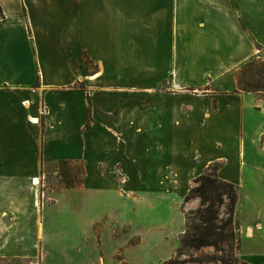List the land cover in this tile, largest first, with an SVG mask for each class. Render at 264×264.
Instances as JSON below:
<instances>
[{"label":"crops","instance_id":"obj_1","mask_svg":"<svg viewBox=\"0 0 264 264\" xmlns=\"http://www.w3.org/2000/svg\"><path fill=\"white\" fill-rule=\"evenodd\" d=\"M253 59L264 60V0H0V222L27 237L17 252L39 235L44 247L57 209L61 241L76 237L88 264L155 261L168 238L151 233L149 208L181 184L185 199L218 165L239 188V257L264 264V98L234 93ZM58 161L83 162L84 184L48 192L39 213L31 183Z\"/></svg>","mask_w":264,"mask_h":264},{"label":"rangeland","instance_id":"obj_2","mask_svg":"<svg viewBox=\"0 0 264 264\" xmlns=\"http://www.w3.org/2000/svg\"><path fill=\"white\" fill-rule=\"evenodd\" d=\"M262 60V59H260ZM210 84H206L205 88L202 89H190L193 95H208L207 89L210 88ZM195 89V90H194ZM218 94V93H217ZM85 97V93L83 94ZM137 95L130 94L132 100L135 99ZM109 98L112 99V96L109 95ZM44 111V110H43ZM42 111V112H43ZM41 112V113H42ZM41 117H37L40 119L39 125L44 124L45 115H40ZM147 127L146 131L150 133H154L156 131V127L153 124L155 121V111L149 110L147 111ZM217 138V137H216ZM215 137L213 138V140ZM90 141V140H89ZM88 139L84 140L83 148H82V138L78 143V147L75 148V153L80 155V157H86L90 160V166L93 167L97 157L92 155V153L85 149L89 146ZM38 149L41 150L40 141L37 143ZM116 173L119 176L120 181L123 183V176L120 175V167L116 165L115 169ZM38 179V183L34 185L31 183L36 192V199L39 205V213L43 210V207H46L48 204L54 203V199L49 197L48 192H58L64 188L63 177L60 174V169H57L55 164L47 163L42 166V170L38 175H35ZM35 179V178H34ZM183 184L178 186V193L174 196H161L162 202L160 205L157 204L156 207L149 208V215L152 217V225L155 223V219L157 224L154 225L152 234L157 236L167 237L168 240L165 241L163 239L161 242H167L165 245L168 248H162V251L158 256L155 257V261L146 262L143 261L140 257H147L148 255L144 252L139 254H135L132 259V264H158L156 260H161L166 258L167 256H172L173 252L180 245V237L182 231L185 227V215L184 211H189L196 209L199 206V200H191L188 203H185V199L182 195ZM111 203L113 199H111ZM159 208V209H157ZM151 211V212H150ZM226 209H222L223 216L225 215ZM155 216V217H154ZM8 217H6L7 219ZM46 218V240L45 245L42 247L41 240L42 237L39 235L38 237L33 238L30 244L31 253L21 254L18 253V249L22 245H26L28 242L27 237H14L10 236L9 227L14 224L10 220H5L0 222V264H77L83 263L88 264L87 260L81 255V250H77V246H74V239L69 242L70 239H66L65 241H61V236L59 232V217L58 210L48 212L45 215ZM68 242V246H62L60 243ZM239 240L237 236V241L235 242V248L233 252L227 251L226 253L217 252L214 248H205L199 251H188L184 252L179 257V260L186 261L185 264H221L218 260L224 256L232 259L233 264H244L239 257ZM141 259V260H140ZM165 261V260H164Z\"/></svg>","mask_w":264,"mask_h":264},{"label":"trees","instance_id":"obj_3","mask_svg":"<svg viewBox=\"0 0 264 264\" xmlns=\"http://www.w3.org/2000/svg\"><path fill=\"white\" fill-rule=\"evenodd\" d=\"M84 66L97 67L84 53ZM254 92L264 98V60L253 59L240 67L234 93ZM63 177L64 188H78L84 184L86 171L81 161H58L54 163ZM218 165H212L203 175L193 181L185 197V203L199 200L196 209L184 211L185 229L176 255L162 264H185L179 257L188 251L214 248L217 252H233L237 233L234 224L239 201V188L218 176ZM226 209L223 216L222 209ZM239 246V243H238ZM221 264H233L232 259L222 256ZM242 261V260H241ZM243 262V261H242ZM244 264H247L243 262Z\"/></svg>","mask_w":264,"mask_h":264},{"label":"bare ground","instance_id":"obj_4","mask_svg":"<svg viewBox=\"0 0 264 264\" xmlns=\"http://www.w3.org/2000/svg\"><path fill=\"white\" fill-rule=\"evenodd\" d=\"M37 183H38V179L35 178V179H34V184L36 185Z\"/></svg>","mask_w":264,"mask_h":264},{"label":"built area","instance_id":"obj_5","mask_svg":"<svg viewBox=\"0 0 264 264\" xmlns=\"http://www.w3.org/2000/svg\"><path fill=\"white\" fill-rule=\"evenodd\" d=\"M46 114H47V112H45V111H43V112L41 113V115H45V116H46Z\"/></svg>","mask_w":264,"mask_h":264}]
</instances>
